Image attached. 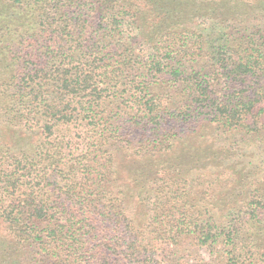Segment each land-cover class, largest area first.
I'll list each match as a JSON object with an SVG mask.
<instances>
[{"label":"trees","instance_id":"trees-1","mask_svg":"<svg viewBox=\"0 0 264 264\" xmlns=\"http://www.w3.org/2000/svg\"><path fill=\"white\" fill-rule=\"evenodd\" d=\"M190 247L264 264V0H0V264Z\"/></svg>","mask_w":264,"mask_h":264},{"label":"rangeland","instance_id":"rangeland-1","mask_svg":"<svg viewBox=\"0 0 264 264\" xmlns=\"http://www.w3.org/2000/svg\"><path fill=\"white\" fill-rule=\"evenodd\" d=\"M252 161L257 162L255 158ZM193 250L192 255L189 257L188 264H204L208 261V251L203 247H190ZM17 259L9 261V264H18ZM3 264V263H1Z\"/></svg>","mask_w":264,"mask_h":264}]
</instances>
